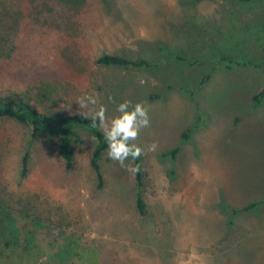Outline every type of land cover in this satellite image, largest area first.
<instances>
[{
  "label": "rangeland",
  "instance_id": "obj_1",
  "mask_svg": "<svg viewBox=\"0 0 264 264\" xmlns=\"http://www.w3.org/2000/svg\"><path fill=\"white\" fill-rule=\"evenodd\" d=\"M104 53L148 65L100 64ZM219 54L264 60V0H0V98L66 115L93 95L109 118L131 101L150 119L134 141L142 215L134 175L106 152L97 186L87 135L67 168L52 139L0 117V264H264V101H250L264 67L228 70ZM42 81L57 85L50 99L36 98ZM173 147V161L159 157Z\"/></svg>",
  "mask_w": 264,
  "mask_h": 264
},
{
  "label": "trees",
  "instance_id": "obj_2",
  "mask_svg": "<svg viewBox=\"0 0 264 264\" xmlns=\"http://www.w3.org/2000/svg\"><path fill=\"white\" fill-rule=\"evenodd\" d=\"M105 1V0H100ZM199 1V0H195ZM238 2H245L250 0H235ZM162 51L167 54H172L176 59L185 60L181 54H173L167 50L165 47H161ZM215 64L222 66L225 69L232 70L233 68H242L250 66H261L264 67V60L254 61V60H238L236 58L230 57L228 55H216L213 58H209ZM208 57L203 60H209ZM96 61L104 65H116L122 67H136L140 68L142 66L148 65V62L142 60L141 58L129 59L123 55H116L110 53L101 54ZM209 74L202 77L201 82L208 79ZM35 88L38 90L36 93V98L41 100L43 97L48 96L49 99L52 94L56 92V84L52 82L42 81L38 83ZM152 96V95H151ZM251 105L253 108H260L262 102L264 101V82L263 84L250 96ZM203 112L198 113V117L193 122V124L186 129L181 134L182 141L188 140L191 133L197 130L199 127L204 125L206 119L202 116ZM87 119L80 115L79 113L59 115L54 113H45L37 110L27 98H0V117H9L15 120L24 122L29 128L30 139L36 140L41 136H48L56 144L57 153L64 160L67 168L71 167L74 162V152L73 143H83L85 138L82 133L87 135L89 142L91 144L88 150V162L92 168L97 186L102 187L104 184V178L101 171L100 159L102 154L106 152L107 144L104 139L102 131L97 127H92V115L84 114ZM205 115V114H204ZM206 116V115H205ZM203 118V119H202ZM30 141V143L32 142ZM29 147L24 151L22 157V175H25L28 170V159H29ZM178 154V147H173L165 152L160 153V158L168 159L173 161ZM131 163L139 165L140 171L134 174L135 180V204L137 210L140 214L146 213V203L143 196V169L141 164V159L131 161ZM256 202H251L248 205L242 207V210H247L253 207ZM229 216L235 212L233 208H227ZM231 222V219H229Z\"/></svg>",
  "mask_w": 264,
  "mask_h": 264
},
{
  "label": "clouds",
  "instance_id": "obj_3",
  "mask_svg": "<svg viewBox=\"0 0 264 264\" xmlns=\"http://www.w3.org/2000/svg\"><path fill=\"white\" fill-rule=\"evenodd\" d=\"M79 113L84 116V109H90L92 115V127L99 128L104 136L107 144L106 155L109 159L117 162L120 167L124 168L131 174L140 171L139 165L133 163H125V161H135L144 154L138 144L134 143L139 137L142 129L150 126V119L146 107L137 102L133 104L131 101H124L116 106L118 115L109 118L106 115V108L99 104L97 96L84 95L76 101ZM91 106V108H90ZM158 145L155 142L147 146L149 152L156 151Z\"/></svg>",
  "mask_w": 264,
  "mask_h": 264
}]
</instances>
